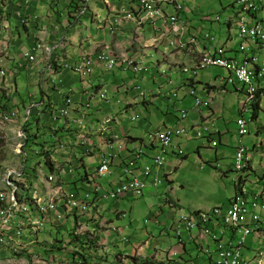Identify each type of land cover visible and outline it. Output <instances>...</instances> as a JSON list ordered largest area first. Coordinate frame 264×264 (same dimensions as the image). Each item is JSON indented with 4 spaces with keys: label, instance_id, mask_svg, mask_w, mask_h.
<instances>
[{
    "label": "clouds",
    "instance_id": "obj_1",
    "mask_svg": "<svg viewBox=\"0 0 264 264\" xmlns=\"http://www.w3.org/2000/svg\"><path fill=\"white\" fill-rule=\"evenodd\" d=\"M231 7L235 8L236 11L233 13L231 17L225 19L223 24L225 25L226 29L229 30L230 28H235V35L234 38L237 39L238 43L235 44L233 42V37L227 36L223 42L219 43L215 36L212 35L209 31L202 32V27H194L189 20L186 18V14L188 13L186 9H188L182 0H175L173 2H169L164 5H157L160 8L164 21L161 19L156 20L154 24L150 21H144L140 25L136 24L134 21L127 20V16H131L135 18L138 13L140 12V0H137V3L134 7L129 8L127 10L123 9L120 12L114 14L112 17L113 25L118 26L123 22L131 23L132 25V33L138 36L143 43H145L144 47L146 50L151 51L155 54H160V59H155L152 55L147 54L143 55H130L128 53H115L109 47H103L95 50L90 56L85 57L83 59V65L86 68H90L93 65H99L104 69L106 72H111L115 69H120L125 72H132L133 75L143 77L142 75L148 74L153 76V79H162L161 85H171L175 82L172 76H176L180 78V83L176 85L173 89L177 92L179 90H184L188 96L191 98V107L194 110V113H197V116L200 115L197 122H189V111L188 108L184 107L181 102H177V106H180L179 113L176 125L172 129H166L161 125L154 126L150 129L142 139L136 140L135 142L125 141L122 142L123 145H127L128 148H124V151L121 152L120 155V148L116 147L113 150L106 152L104 154L99 153L97 154L99 161L96 166L92 167L88 173V178L85 181H79L81 183L82 189L78 192L83 191V194L80 195L78 192L74 193L72 191V185L69 182L63 183L59 177L58 172H50L49 170L46 171L44 167L38 166L37 161L33 162L30 167L34 168L35 171L30 169L29 171L32 172H25L26 165L23 164L21 169H13L24 172L25 174L33 175L36 179H39L41 182V186H43L42 195L40 199L46 205L50 203V196L47 191L48 187H45L43 184H49L50 188L57 189V194L53 195V200L55 199V210L51 213L49 212V220L44 222L43 227L34 232L33 228L30 225L27 227L31 229L32 235L28 232H24L25 237L21 239V243L18 247H12L11 245L7 244H0V252L4 250L7 253V261L8 263L12 264H71L72 258H76L82 254L84 251L85 244L89 242H94L95 244L99 245V234L101 233V229L110 231L111 234L118 235L119 230L114 229L113 221L108 219L109 224L101 223V216L98 215L100 213V206L105 201H110L111 203H118L119 201L125 200L127 198H142L145 192L149 188H153L154 190L157 189L158 186H165V193L164 197H160V201L158 203L159 209H167L174 214V220L170 224V226L166 229L169 231L171 235H165L170 239L174 240L175 246L180 248L184 242L186 241L184 238V234H198L197 246L199 251L202 255H207L210 258V261L206 264H264V200L262 197L264 196V192L251 196L247 198V180L246 176L248 172L251 170V159L249 154L251 151L249 148L243 145V140H245L249 135V124L246 120H244L243 115L247 112H252V108L258 103L255 97L264 98V73L260 74L261 71L259 70L260 67L257 69L252 70V73L255 75L252 81V88L254 89L253 98H250L248 94L249 89L243 87L238 82H231L227 83L226 81L228 78L232 77V74L218 66H207L204 68H199L198 63L205 55L209 56H216L217 51L221 50V54L227 58L232 60L240 61L241 57L244 54L255 55V57L259 60L264 61V50L260 46L257 41H250L245 39L244 37H240L239 32L241 26L249 27L251 25L259 24L261 26L264 25V0H246V3L251 7L245 9L244 5L239 4L236 0H229ZM6 3L4 5L3 3ZM12 0H2L0 5V35L2 34V13L8 9ZM23 2V6H20ZM34 0H19V2L14 1L12 3L15 9V15L19 20V24L27 22V17L25 16L24 12L31 8ZM176 5H179L180 8H176ZM80 12V11H79ZM175 18V21L172 23L170 22L169 18ZM220 18L219 16H215L213 14L204 15L201 17V25L203 23H210L211 25L217 24L218 29L220 28ZM203 26V25H202ZM113 30H110L111 33ZM146 33L149 35L146 36ZM154 40V41H153ZM233 43L234 47H230L227 44ZM41 46L40 48H37ZM243 46L244 49L240 50V47ZM107 50L108 54L112 57H125L134 60L137 64L143 65V70L141 72H135L132 69L124 68L119 63L113 66L111 69H106L102 64L98 63L97 61L93 60L90 65H87L88 60L94 59L95 56L99 54L102 50ZM44 49V45L42 42L35 44L30 51L25 52H33L35 56V61L37 60L38 52ZM4 53V51H3ZM23 53V57H24ZM25 58V57H24ZM0 59H3L0 57ZM4 60V59H3ZM30 63V60L25 58ZM34 61V62H35ZM152 65H149V64ZM190 68L195 73L192 75H185L180 72L182 68ZM210 68H217L222 69L226 73L224 77L218 78L219 82V90H216L214 86L209 85H201L200 91L197 90L194 86H191L190 83L194 81V78L197 76L198 71L210 69ZM5 70V75H2L0 72V78H5L8 75L6 70V64L4 61V65L0 66V70ZM150 69H153V73L150 72ZM75 70L77 72H81L80 67H76ZM165 70L166 74L161 75V71ZM84 74V73H83ZM190 77L189 84L184 85V77ZM166 84V85H165ZM232 86L233 89H237L238 93V104L242 106V111L240 113L241 118L236 122V133H235V153H234V164L232 168V175L234 176L233 185L235 189V197L233 200L230 201V204L222 207H214L205 210H197L190 212L189 214L183 213L181 208V204L179 201L173 198V193L176 190L174 185L173 176L180 164V159H184L183 150L180 148V144L175 143V139L177 138H186L187 136H191L194 140H200L202 138H210L211 136H215L217 134L214 126V120H212L213 115L210 114L211 107L215 102V94L217 93H224L226 94L227 86ZM125 92H133L134 97H141V103L150 102L155 98H160L162 102H166L165 99H162V94L159 92L152 93L151 91L142 90L137 86L124 85ZM208 87L213 90L212 94L210 93ZM204 89L208 90L207 95L210 97H204ZM234 91V90H233ZM191 92L193 94H191ZM98 95V101L107 103L110 101V97H108L107 90H97L95 92ZM103 96V98H101ZM147 97H151L149 100H146ZM194 98H198L201 101H208V107H199L194 108ZM254 101V102H252ZM262 101V100H261ZM261 101L259 107L261 109ZM66 103H70L69 100ZM151 103V102H150ZM175 105V106H176ZM85 108H88L89 105H84ZM183 106V108H182ZM27 109V108H26ZM17 111V120L15 123H18V127L20 130L17 133L21 138L19 148H16V152L18 154L24 155L25 157L28 156L29 151L26 153L23 152L24 141L26 137L22 131V122L29 119L30 111L32 107L29 106L26 112L24 111V117H19L18 109ZM129 110V109H128ZM131 110V108H130ZM178 110V109H177ZM127 111V110H126ZM207 111V117L203 116V112ZM184 115V118H182ZM65 122H69L68 111L62 112L60 115ZM86 113L83 109V113L78 116L77 119L72 118V124H76L81 126L83 129L85 128V133H80L78 136V142H81V146L85 145V142L88 141L90 136L88 133V119L86 122ZM139 118L138 113L132 114L131 122H135ZM217 119V118H216ZM22 121V122H21ZM239 121H245L247 126L248 133L245 136L240 135V130L238 127ZM21 122V125H20ZM86 122V123H85ZM253 122V121H252ZM109 120L105 121L104 123H97L96 128H102L99 130L101 135L103 133V128L107 126ZM191 123V124H190ZM8 125V124H7ZM20 125V126H19ZM155 128L165 129L167 131H173L175 129L181 128L184 129V134L180 135H173L172 138V147L166 152L163 157V161L159 168H157L154 164V158L158 155V144H149L147 141V134L154 130ZM207 128L206 132H202ZM80 129V128H78ZM201 132L202 135L196 137V134ZM100 135V136H101ZM260 131L257 132V137L259 138ZM132 137L128 133H126L125 138ZM103 138V137H102ZM103 140L106 142L107 146H110L113 143H109L104 138ZM120 138H114L112 142L119 141ZM211 142V148H216L217 143L214 140H209ZM132 145V147H131ZM240 147H243L247 150L246 153V168L239 174L235 170V163H236V154ZM141 150L138 158L135 157V154L138 152L137 150ZM88 157H95L93 152L91 154H87ZM173 158L175 163L172 166L166 167L167 161L169 162V158ZM105 160L108 162V172L102 176L100 175L99 168L101 166L102 161ZM120 165L122 169V175L118 179L117 182L110 183L107 178L112 174L111 166L116 161ZM149 161L150 163H147ZM24 163V162H23ZM132 163V166L129 164ZM142 163V164H140ZM150 164V166H149ZM79 167L78 165H76ZM149 168L151 173L148 175H144V170ZM219 166L216 167V169ZM8 170L7 169L4 173ZM70 174V172H67ZM3 174V172H2ZM4 174V175H5ZM52 176L53 182L50 183L48 180L49 177ZM2 175L0 174V188H3L4 184L1 183ZM136 179L141 181L144 186L140 190V194H136L134 192H127L123 195L116 197L115 199H104L102 197H97V192L94 191L95 187H98L102 193H107L113 191L115 188L119 187L122 183L129 181L131 179ZM69 180V179H67ZM156 181V182H155ZM105 182V183H103ZM33 186L36 183L30 182ZM104 185V186H103ZM53 186V187H51ZM180 187H177V190ZM75 190V189H73ZM34 188L31 187L27 189L25 193L24 199L27 200L28 206V218L30 221L36 220V210L33 207L34 200L32 199V193ZM76 191V190H75ZM242 199L248 204H256V209H251L250 212L246 216V222L239 227H234L230 224L226 223V215H228L229 211L232 209L233 204L237 201V199ZM72 199L78 203V207L72 206L69 203V200ZM97 201V206L94 204V201ZM94 204V206H91ZM82 205L87 206V210L83 211L81 209ZM106 212V210L104 211ZM111 214H114L117 218L124 219L125 215L123 212L118 211L117 207H113L112 210L109 211ZM154 217H157L155 215ZM27 218V216H26ZM108 218V217H107ZM158 218V217H157ZM154 218L157 227L160 226V221ZM50 224L52 227L59 228L62 231V239H58L54 242L48 243L44 239L39 240V235L41 232L45 231L47 234H51L50 229H46V225ZM215 229H225L229 231L234 237L237 238V242L233 243H226L223 242L213 230ZM76 238H79V241H74ZM253 238L256 244H259L257 248L250 252L249 256H243L242 250L245 248V245L248 239ZM211 241L215 244V247H207L205 243ZM169 244V243H168ZM38 248H42L43 251H40ZM14 249V250H13ZM16 249V250H15ZM170 250V248H167ZM54 252H59L63 254L61 258H57L54 255ZM76 252V254H73ZM228 254V255H227ZM1 257V254H0ZM81 258V257H80ZM120 257H115V261L118 264H121L123 261L119 259ZM213 259V260H212ZM144 264H148L144 262ZM170 264V263H168Z\"/></svg>",
    "mask_w": 264,
    "mask_h": 264
},
{
    "label": "crops",
    "instance_id": "obj_2",
    "mask_svg": "<svg viewBox=\"0 0 264 264\" xmlns=\"http://www.w3.org/2000/svg\"><path fill=\"white\" fill-rule=\"evenodd\" d=\"M14 1L19 2V0H12L8 9L5 10L1 16L3 30L0 35V57L5 61L8 75L5 78H0V107L18 105L20 108L21 104H32L30 106L33 108V112L41 118V122L45 121L49 123L52 119L56 124L58 121H55V119H60L63 110L68 111V126L72 129V118L73 120L77 119L78 116L83 113V109H89L94 115L99 114L98 116H101L103 113H106L107 110L111 111L115 108L117 102L121 100L120 97L123 95L135 98L133 92L128 93L124 90V85L130 86L132 83L129 82L124 84L123 81H121L120 84L118 83L120 73L125 71L115 69L111 72H106L99 65L86 68L83 65V59L90 56L95 50L103 47H109L115 53H128L138 56L147 54L148 50L144 47L145 43L132 33L131 23L123 22L118 26L112 23L114 14L123 9L127 10L134 7L137 0H84L80 12H74L73 9H69L68 5L70 4V0H34L31 8L24 12L29 21V26L27 27L19 25V20L15 15V9L12 5ZM186 11L189 13L190 9H186ZM185 16L187 18V14ZM187 20L189 19L187 18ZM206 24L207 23H203L202 25L204 26ZM208 26L212 27L211 24H208ZM111 27L112 29H110ZM110 30L113 31L109 33ZM40 42L43 43L44 49L38 52L37 60L33 63L25 60L23 57L24 51L32 50V47ZM227 45L234 47L233 43ZM149 65L152 64L150 63ZM76 67H80L81 72H77L75 70ZM150 72L153 73V69H150ZM149 76L153 80V76ZM172 78L175 80L174 84L167 86L169 87V91H176L172 89L180 83V78L176 76H172ZM158 80L162 81L160 78H158ZM190 85L200 91L198 83L192 81ZM208 89L209 91L211 90L209 87ZM97 90H107L108 97L111 98L109 102L112 103L103 104V102L98 101V95L95 94ZM233 90L234 93L238 95L237 89L234 88ZM212 91L213 90L210 92L211 94ZM207 92L208 90L204 89L205 98L207 96L210 97V95H207ZM227 93L226 90V94ZM219 94L220 93L215 94L216 99ZM179 95L181 99L184 97V99H182V105H187L184 107L188 108L189 122H197L200 115L197 116V113H194V110L190 108V96H188L184 90H179L178 96ZM158 99L159 97L150 102L152 103ZM68 100L70 103H66ZM124 100L125 110L128 111L130 108L131 110L138 109L136 108L138 105L137 102H134L132 99H130L131 101H126V98ZM150 102L142 101V107H148ZM86 104L89 105L88 108H85L84 105ZM46 107H48L46 112L50 113V115L44 114L43 110ZM26 108L28 109V107ZM27 109H25V112ZM210 111V114L213 115L212 120L216 121L219 108H215L212 105ZM18 113L20 117L21 112L19 109ZM161 113V119L155 120L153 125L148 123L145 119H140L134 127L138 129L142 135L128 138L140 140L150 129L158 125L166 129H172L176 125L178 114L166 113L165 111H161ZM207 113V111L203 112L205 118L208 116ZM243 118L245 120V114ZM107 120H109V123L103 128V133L100 136L98 133L101 134L99 130H102V128H96V125L97 123L102 124ZM87 126L88 132L95 133L96 135L90 137L82 147L76 146L75 144L72 145V142H78L77 134H75V139H72V136L63 138L61 143L65 145L64 148H60L56 151L58 154L55 156L53 155L57 165L61 166L66 161L72 164V155L76 154V156L82 158L83 164L86 166L80 170L81 174L83 170L88 174L90 173L88 171L94 167L91 161L95 160L96 163L99 161L97 154H104L116 147H121V155L124 148H128V146L123 145L122 142H132V139L125 138L126 133L129 134L130 129H123L121 123L115 118H106L103 122L97 119H95L94 122L88 120ZM214 126L217 134L211 136L209 139H204L206 145H202L201 147L207 153H210V150H212L213 155H215L214 163H219L221 158L218 154L219 150L217 147L222 145L226 133L220 132L216 128L215 122ZM74 127L79 131L76 125ZM95 128L96 130H94ZM235 133L236 127L234 136ZM102 137L113 144L107 146ZM115 137L120 138V140L112 142V139ZM184 139L187 142L194 140L192 135ZM209 140L216 141L217 147L212 149ZM230 142L232 145H235V137H232ZM230 142L227 141L226 143ZM175 143L180 144V148H184V151L188 150L186 146L184 147L177 139H175ZM243 145L251 151L249 154L251 159V170L246 176L247 198H250L253 195L264 192V140L260 137L253 138L248 141L247 145L245 140H243ZM91 152H93L95 157H88L87 154L90 155ZM234 153V148L232 153H222L230 159L224 171L226 179L228 175L232 176ZM197 154H199L198 151ZM117 161L118 160L111 166L112 174L107 178L111 181L110 183L117 182L122 175V169ZM174 163V159L170 157L166 167L172 166ZM60 174L62 177L66 176L67 179H69H66L65 182L72 180V176L69 173L60 172ZM72 188L77 192L80 191L82 189L81 183L79 182L77 185H72ZM73 189L72 191H75ZM78 193L82 195L83 191ZM144 196L149 198L154 197V189L149 188ZM262 199L264 200V196ZM156 201L157 204L154 206V210L152 213L148 214V222L151 224V227H149L148 230L146 228L140 231V241L131 244L130 241H123L118 235L111 234L110 231L101 229V233L99 234L101 238V240H99V245L94 242L85 244L82 254L76 258H72L71 264H118L115 261V257L117 256L123 261L121 264H144V262L148 264H206L209 262L210 258L207 255H202L198 249V234H184L186 241L180 248L175 246L174 240L165 236L171 235L167 233L169 231H166V229L173 222L174 214L165 208H158L160 198ZM120 204L121 202L116 203L115 207ZM102 205L103 203L100 206ZM104 211L105 208L100 207V213L98 215L101 216V223L109 224ZM155 215H157L158 218L154 217ZM154 218L160 221V226L157 227L154 225ZM134 226H137V224L135 223L133 227ZM213 230L223 242L228 244L237 242V238L229 231L215 228H213ZM248 240V244H246L245 248L242 250L243 256H249L250 252L259 246V244L255 243L253 238ZM118 244H124L122 250L118 247ZM205 245L207 247H213V249L215 247V244L211 241L205 243ZM167 248H170V250Z\"/></svg>",
    "mask_w": 264,
    "mask_h": 264
},
{
    "label": "rangeland",
    "instance_id": "obj_3",
    "mask_svg": "<svg viewBox=\"0 0 264 264\" xmlns=\"http://www.w3.org/2000/svg\"><path fill=\"white\" fill-rule=\"evenodd\" d=\"M185 6L190 9V12L187 13V18L191 24L198 28L202 27V32L209 31L212 35L215 36L216 40L221 43L227 36L233 37V42L238 43L237 39L234 38L235 28L232 27L229 30L226 29L223 22L226 18L231 17L236 11V7L232 8L229 0H182ZM213 14L219 16L220 18V28L218 29L217 24H213L212 27H209L207 23L202 26L201 16ZM108 31V30H107ZM149 34L146 33V36ZM153 52L148 51L149 55H152ZM155 59H160V54L153 53ZM226 73L222 69L210 68L202 71H198L197 76L194 78V82L200 83L201 85L214 86L216 90H219L218 78L224 77ZM139 77L132 75V72H123L119 75V84L121 81L125 83H132V85L139 87L142 90H149L152 93L159 92L160 94L166 93L169 90V87L162 86L161 82L158 79H151L148 74L142 75ZM197 86V85H196ZM227 94L220 93L213 106L219 108L217 111V120L215 122L216 128L223 133H226L225 138L223 139L222 145L217 147L218 154L220 156L219 163H214L213 151L210 150V153H207L202 149V145H206L204 138L200 140H193L190 142L185 141L184 138H177L179 143L188 149L187 151L183 150L184 159H180V164L173 176L174 185L176 190L173 193V198L181 204L183 213L189 214L190 212L197 210H205L214 207H222L230 204V201L235 197V189L233 185L234 176L228 175L227 179L225 178L224 171L227 168V163L229 162V157L224 156L222 153H232L235 145L230 142L234 136V130L236 127V122L240 119L239 115L242 111V106L238 104V95L234 93L233 87L227 86ZM111 111L103 113L101 116L94 115L91 110L84 109L86 113V122L93 121L97 119L100 122H103L106 118H115L121 123V127L129 128V135L138 136L142 135L138 129L134 126L137 125L138 121L146 120L151 125L154 124L155 120L161 119L162 113L164 111V102H161V97L158 100L153 101L149 104L148 107H142L141 97L137 96L135 98L127 97L123 95ZM126 101L137 102V110H125L124 99ZM151 97H147L146 100H149ZM112 103V102H108ZM175 102L171 100L170 106L172 113L176 114L180 111V106H173ZM189 104V103H188ZM183 106H187L186 104ZM182 106V108H183ZM178 109V110H177ZM22 114V110H20ZM139 115V118L135 122H131L132 114ZM245 120L249 124L250 135L245 139L247 145L248 141L257 137V132L260 131L259 137L264 140V98L261 101V110L258 113V119L255 122H252V113L247 112L245 114ZM85 122V123H86ZM59 128L63 126L62 120L59 122ZM20 130L18 123L0 125V174L4 176V172L7 169H21L24 164L25 156L18 154L16 148H19L21 138L17 133ZM96 130V128L94 129ZM68 131L66 126L65 130H60V135ZM85 129H83V132ZM107 133V132H106ZM49 139L52 138L51 134H47ZM229 141L230 143H226ZM68 142V141H67ZM76 146H81V142H72ZM29 151L26 150L27 153ZM197 151L199 154H197ZM30 155L32 151H30ZM36 160V159H35ZM29 162V166L35 161ZM94 166L97 165L95 160H92ZM147 163H150L147 161ZM219 164V165H217ZM215 165V166H214ZM150 166V164H149ZM219 168L216 169V167ZM3 172V174H2ZM215 174V176H214ZM105 183V182H103ZM47 188L49 196L57 194V189L50 188L49 184H43ZM180 189L177 190V187ZM165 186H158L154 190V197H142V198H127L124 201H119L121 204L118 207V211L124 213V219L117 218L114 214H111L109 211L116 206V203H111L110 201H105L103 207L105 208L106 216L108 219L113 221L114 229L119 230L118 236L123 241H130L133 244L136 241H140V231L151 227V224L148 222V214L152 213L154 206L157 204V199L164 197ZM156 199V200H155ZM137 226H134V224ZM132 226V229H131ZM46 229H50L51 234H47L45 231L41 232L39 235V240L44 239L48 243L54 242L56 237L62 239V231L59 228L52 227L50 224L46 225ZM249 240L246 244H248ZM124 244H118V247L122 250ZM40 251H43L42 248H38ZM0 264H12L8 263L7 253L4 250L0 252ZM54 255L57 258H61L63 254L59 252H54Z\"/></svg>",
    "mask_w": 264,
    "mask_h": 264
},
{
    "label": "built area",
    "instance_id": "obj_4",
    "mask_svg": "<svg viewBox=\"0 0 264 264\" xmlns=\"http://www.w3.org/2000/svg\"><path fill=\"white\" fill-rule=\"evenodd\" d=\"M0 0V5H1ZM30 0H27L29 2ZM175 0H140V12L135 18L131 16H127V20L134 21L136 24L140 25L145 20L150 21L152 24L156 22V20L161 19L164 21L163 14L157 5L167 4L169 2H173ZM239 4L244 5L245 9L251 7V4H247L246 0H236ZM176 8H180L179 5H176ZM170 22H174L175 18L170 17ZM240 37H244L252 42L257 41L262 49L264 50V25L261 26L259 24H253L249 27L241 26ZM154 41V40H153ZM38 46L37 48H40ZM244 47L241 46L240 50H243ZM24 57L30 60L31 62L35 61V56L33 52H25ZM95 60L98 63L102 64L106 69H111L113 66L119 63L124 68L132 69L135 72H141L143 70V65L137 64L134 60L125 58V57H112L108 54L106 48L99 52L97 56L94 57L91 61L88 60L87 65H90L91 62ZM4 65V60L0 59V66ZM207 66H218L228 70L232 77L228 78L227 83L238 82L243 87L248 88V94L250 98H253L254 89L252 88V81L254 78V74L252 70L257 69L261 71L260 74L264 73V61L259 60L255 57V55L244 54L240 61L227 59L221 54V50L217 51L216 56L205 55L199 61V68H204ZM2 75H5V70H0ZM180 72L185 75H192L195 72L190 68H182ZM162 76L166 74V71L163 70L160 73ZM172 79V77H171ZM191 94H193L191 92ZM103 98V96H101ZM194 108L199 107H208V101H201L198 98H194ZM184 118V115H182ZM17 120V111L15 109H10L5 115L0 114V125H7L11 123H15ZM238 127L240 130V135L245 136L247 131V126L245 121H239ZM207 128L202 130V132H206ZM184 134V129L178 128L173 131H167L161 128H155L151 132L147 134V141L149 144H158V155L154 158V164L157 168L160 167L163 157L166 152L169 151L172 147V138L173 135ZM202 133L198 132L196 137L201 136ZM20 146V145H19ZM138 152L135 154V157L138 158L141 150H137ZM246 153L247 150L243 147H240L236 154V163L235 170L241 174V172L246 168ZM132 166V163L129 164ZM108 172V162L103 160L101 166L99 168V174L104 176ZM151 171L149 168L144 170V175L150 174ZM33 175L25 174L24 172L18 170H8L6 174L3 176L1 183L4 184L3 188H0V244L11 245L12 247H18L21 243V239L25 237L24 232H28L30 235L31 229L27 226L30 225L33 228L34 232L39 231L44 222L49 220V212H53L55 210V199L53 197L50 199V203L46 205L41 201L40 196L42 195L43 186H41V182L39 179H36ZM50 183L53 182L52 176L48 179ZM30 182H35V185H31ZM156 182V181H155ZM144 184L141 181L136 179H131L122 183L119 187L115 188L113 191L102 193L98 187H95L94 191L97 192V197L104 199H115L116 197L123 195L127 192H134L136 194H140V190L143 188ZM33 187L34 191L32 193V199L34 200L33 207L36 210L37 216L36 220L30 221L28 218V206L27 200L24 199L25 193L27 189ZM22 192H25L24 194ZM69 203L74 207H78V203L72 199L69 200ZM97 201H94V204L97 206ZM92 204L91 206H94ZM256 204H248L242 199H237V201L233 204L232 209L229 211L228 215H226V223L230 224L234 227H239L240 225L245 224L246 216L250 212L251 209H256ZM81 209L83 211L87 210V206L82 205ZM264 209V208H262ZM27 216V218H26ZM14 250V249H13ZM16 250V249H15ZM228 255V254H227Z\"/></svg>",
    "mask_w": 264,
    "mask_h": 264
},
{
    "label": "trees",
    "instance_id": "obj_5",
    "mask_svg": "<svg viewBox=\"0 0 264 264\" xmlns=\"http://www.w3.org/2000/svg\"><path fill=\"white\" fill-rule=\"evenodd\" d=\"M84 0H70L69 1V9H73L74 12H79L81 9V6L83 5ZM4 5H6V3H3ZM20 6H23V2ZM83 7V6H82ZM72 14V11H71ZM72 17V16H70ZM22 27H27L29 26V21L19 24ZM112 29V27L110 28ZM37 44V43H36ZM184 82L185 84H189L190 82V77L186 76L184 77ZM174 84V83H172ZM174 90V89H172ZM256 100L258 101V103L252 108V121L255 122L258 119V113L260 112V101L262 100L261 96L260 97H255ZM162 99H165L166 102L164 103L165 107H164V111L166 113H172V109L170 106V102L171 100H173L175 102V104H173V106H175L177 104V102H181L182 103V99H184V97H182L179 95L178 96V92L177 91H169L167 90L166 93L162 94ZM10 100V99H9ZM41 100V99H40ZM8 102V101H7ZM254 102V101H252ZM9 103V102H8ZM103 104H108L104 103ZM32 104H28V105H22L20 106V108L18 107V105H12L10 107H0V114L1 115H5L10 109H19L22 110V114L20 115V117H24V111L26 109V107H29ZM48 107L44 108L43 112L44 114H49L48 112H46V109ZM62 120L63 126L59 128V122ZM41 118H39V116H37V114H35L33 112V108L30 111L29 114V119L26 121L22 122V131L24 133V136L26 137L25 140H23L24 146H23V152L25 153L26 150L29 149V153L28 156L25 157L24 159V164L26 165L25 167V172H32L29 171L30 169H32L33 171H35L34 168H31L28 164L29 162L32 160L37 161V165L44 167L46 171H50V172H58L60 179L62 180L63 183H65L67 177L64 176L62 177V175L60 174V172H70V175L72 176V180L70 181L71 185H77L79 183V181H85L88 178V174L86 173L85 170H83L82 174L81 171L83 169V167L85 166L83 164L82 158L76 156V154L72 155V164H70L69 162H65L63 165H57L56 160L54 159V156L58 153H56L57 150H59L60 148H64V144L61 143V140L63 138L72 136V139H75V134L79 135L80 133H85L86 131L83 132V128L81 126H78L77 123L76 124H72V129L69 128V122H65V120L60 117V119H55V121H58L57 124L56 122H53L52 119L49 121V123L43 121L41 122ZM56 125V126H55ZM58 125V127H57ZM77 126V128H80L79 131H77L75 129L74 126ZM66 126L68 127V131H66L63 134H59L60 130H65ZM85 129V128H84ZM51 134L52 138L49 139V137H47V134ZM90 137H94L96 134L95 133H87ZM99 135H101L100 133H98ZM78 137V136H77ZM113 140V139H112ZM137 139H132V142H135ZM73 145V144H72ZM30 151H32V154L30 155ZM54 155V156H53ZM34 161V162H35ZM76 165H78L79 167H77ZM86 167V166H85ZM90 172V171H88ZM79 174V175H78ZM61 175V176H60ZM77 191H74V193ZM74 241H79V238H76V240ZM73 254H76V252H74Z\"/></svg>",
    "mask_w": 264,
    "mask_h": 264
}]
</instances>
